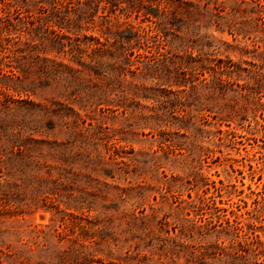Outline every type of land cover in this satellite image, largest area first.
I'll return each mask as SVG.
<instances>
[{"label":"rangeland","instance_id":"obj_1","mask_svg":"<svg viewBox=\"0 0 264 264\" xmlns=\"http://www.w3.org/2000/svg\"><path fill=\"white\" fill-rule=\"evenodd\" d=\"M0 264H264V0H0Z\"/></svg>","mask_w":264,"mask_h":264},{"label":"trees","instance_id":"obj_2","mask_svg":"<svg viewBox=\"0 0 264 264\" xmlns=\"http://www.w3.org/2000/svg\"><path fill=\"white\" fill-rule=\"evenodd\" d=\"M145 9H149V10H150V9H152V8H151L150 5H149V6H147Z\"/></svg>","mask_w":264,"mask_h":264}]
</instances>
